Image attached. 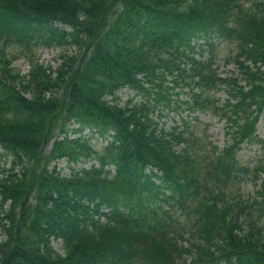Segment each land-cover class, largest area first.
<instances>
[{
    "label": "trees",
    "instance_id": "obj_1",
    "mask_svg": "<svg viewBox=\"0 0 264 264\" xmlns=\"http://www.w3.org/2000/svg\"><path fill=\"white\" fill-rule=\"evenodd\" d=\"M211 38L235 45L236 73L217 72ZM11 44L82 53L22 75ZM206 110L227 124L222 149L187 119L160 127ZM263 114L264 0H0V264H264V155L236 159L244 143L264 152ZM61 159L96 164L62 175ZM244 176L262 177L257 197L231 188Z\"/></svg>",
    "mask_w": 264,
    "mask_h": 264
},
{
    "label": "rangeland",
    "instance_id": "obj_2",
    "mask_svg": "<svg viewBox=\"0 0 264 264\" xmlns=\"http://www.w3.org/2000/svg\"><path fill=\"white\" fill-rule=\"evenodd\" d=\"M61 28H65L63 26H59ZM69 30L68 28H65ZM216 41V54L214 60V66L217 69V72L222 76L226 77L230 74L236 73V67L230 61L227 62V59L230 60V56L234 55L235 45L231 44L227 45L226 42L220 41L219 39ZM200 44H203L202 40L198 41ZM5 52L7 56L13 57L14 61L12 63V67L19 71L21 74H27L30 71L31 64L35 61H38L43 66L49 67L51 70H56L61 62L63 57H72L75 59H79L82 53V48H80L76 44H63V45H52L50 47H44L41 44H32L30 48H25L20 44H11L5 48ZM207 50L203 52L204 56H207ZM134 91L129 89L121 90L117 93L118 104H124L128 99H131L134 96ZM182 95L181 97H184ZM225 91L218 90L214 94H212V99L218 104L223 103L226 99ZM181 118L187 119L189 122L193 123L195 127L193 131L200 140L199 143H206L208 145V141H211L218 148H223L226 146L230 139L226 134L227 124L218 115L213 114L211 111H197L193 113H182L180 116L174 115L172 113L164 115L163 118L160 119V127L162 126L166 130H170L174 126L180 125ZM256 136L258 139L264 141V114L260 117L257 123ZM84 135H91L86 129L83 133ZM77 136V135H75ZM74 137V136H73ZM93 140L91 145L97 149H101L105 144L106 140L101 138H97L96 135H92ZM209 138V140H208ZM50 145L47 146L46 151H48ZM264 152L258 145H248L244 144L242 149L237 154V160L241 165L248 166L252 168L259 160L263 158ZM94 163V162H92ZM91 162H86L82 164H69L65 159L58 161L57 168L60 170V173L63 175H68L71 172V169H78L80 167H88L92 164ZM11 165V157L8 155L0 156V174L1 169H7ZM262 181V177L258 179L255 183L251 181L249 176H244L237 185L231 186V188L235 191L238 190L242 199H250L253 197H257L256 190L260 188V183ZM229 189V187H228ZM254 208V207H253ZM257 212L255 209H253ZM175 214L177 216L182 215V210L180 208H175ZM261 218L264 220V209L261 213ZM53 248L62 253L61 244L58 241L52 242Z\"/></svg>",
    "mask_w": 264,
    "mask_h": 264
}]
</instances>
